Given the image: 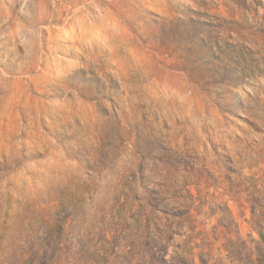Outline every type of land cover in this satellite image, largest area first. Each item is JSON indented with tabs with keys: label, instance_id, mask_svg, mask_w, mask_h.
Masks as SVG:
<instances>
[{
	"label": "rangeland",
	"instance_id": "rangeland-1",
	"mask_svg": "<svg viewBox=\"0 0 264 264\" xmlns=\"http://www.w3.org/2000/svg\"><path fill=\"white\" fill-rule=\"evenodd\" d=\"M0 264H264V0H0Z\"/></svg>",
	"mask_w": 264,
	"mask_h": 264
}]
</instances>
